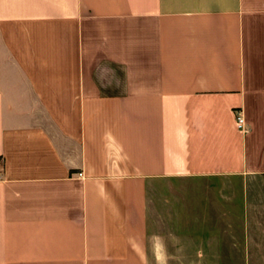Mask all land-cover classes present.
<instances>
[{
	"label": "crops",
	"instance_id": "obj_1",
	"mask_svg": "<svg viewBox=\"0 0 264 264\" xmlns=\"http://www.w3.org/2000/svg\"><path fill=\"white\" fill-rule=\"evenodd\" d=\"M0 264H264V0H0Z\"/></svg>",
	"mask_w": 264,
	"mask_h": 264
},
{
	"label": "rangeland",
	"instance_id": "obj_2",
	"mask_svg": "<svg viewBox=\"0 0 264 264\" xmlns=\"http://www.w3.org/2000/svg\"><path fill=\"white\" fill-rule=\"evenodd\" d=\"M163 237H164V239L162 240L161 243L167 244L168 240H166V237H167L166 235H163V236H149V246H150V248H152L154 245L156 246L158 238H163ZM169 242L171 243L173 241L169 240Z\"/></svg>",
	"mask_w": 264,
	"mask_h": 264
},
{
	"label": "built area",
	"instance_id": "obj_3",
	"mask_svg": "<svg viewBox=\"0 0 264 264\" xmlns=\"http://www.w3.org/2000/svg\"><path fill=\"white\" fill-rule=\"evenodd\" d=\"M236 121L241 130H244L245 123L241 112H237Z\"/></svg>",
	"mask_w": 264,
	"mask_h": 264
}]
</instances>
